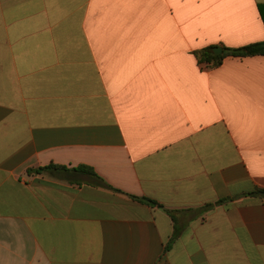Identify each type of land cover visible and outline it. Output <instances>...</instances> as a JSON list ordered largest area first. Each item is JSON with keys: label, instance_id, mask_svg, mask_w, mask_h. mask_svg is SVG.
<instances>
[{"label": "crops", "instance_id": "1", "mask_svg": "<svg viewBox=\"0 0 264 264\" xmlns=\"http://www.w3.org/2000/svg\"><path fill=\"white\" fill-rule=\"evenodd\" d=\"M257 43L264 0H0V264H264V55L197 57Z\"/></svg>", "mask_w": 264, "mask_h": 264}, {"label": "trees", "instance_id": "2", "mask_svg": "<svg viewBox=\"0 0 264 264\" xmlns=\"http://www.w3.org/2000/svg\"><path fill=\"white\" fill-rule=\"evenodd\" d=\"M214 47H209L203 49L197 53L198 60L201 64L206 66L216 67L222 64L223 60L228 56L236 57H248L255 55H264V43L251 44L242 48H227L224 47L223 54H215L213 52ZM49 169H54L70 174H87L93 178L94 182L98 186H107L106 182L95 172V170L89 166H78L74 168H68L67 166H57L51 165L44 168H40V171H46ZM252 195H261L264 197V189L256 190L251 193ZM137 198V197H134ZM139 200L145 201L149 204H157V202L152 201L147 198H137ZM169 247H167L168 251Z\"/></svg>", "mask_w": 264, "mask_h": 264}, {"label": "water", "instance_id": "3", "mask_svg": "<svg viewBox=\"0 0 264 264\" xmlns=\"http://www.w3.org/2000/svg\"><path fill=\"white\" fill-rule=\"evenodd\" d=\"M213 52H214L215 54H223L224 50H223L222 47H215V48L213 49ZM35 171H36V170H35Z\"/></svg>", "mask_w": 264, "mask_h": 264}]
</instances>
